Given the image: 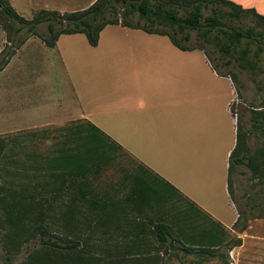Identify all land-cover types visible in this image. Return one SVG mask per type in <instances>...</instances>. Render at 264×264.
Here are the masks:
<instances>
[{
  "label": "crops",
  "instance_id": "obj_1",
  "mask_svg": "<svg viewBox=\"0 0 264 264\" xmlns=\"http://www.w3.org/2000/svg\"><path fill=\"white\" fill-rule=\"evenodd\" d=\"M96 1L33 0L22 8L19 0H10L26 19L42 10L83 11ZM230 1L264 15L260 0ZM16 61V74L0 84V100L5 99L0 116L11 131L88 121L235 233L240 215L229 191V168L237 144L238 122L231 110L236 90L204 52H184L168 37L108 26L96 47L84 35L61 36L55 48L31 37L0 76ZM46 90L57 94L61 118L37 120L49 106H29L28 95L40 97ZM20 117L33 122L22 123Z\"/></svg>",
  "mask_w": 264,
  "mask_h": 264
},
{
  "label": "trees",
  "instance_id": "obj_2",
  "mask_svg": "<svg viewBox=\"0 0 264 264\" xmlns=\"http://www.w3.org/2000/svg\"><path fill=\"white\" fill-rule=\"evenodd\" d=\"M0 18L5 20L4 29L10 42H14L24 30L29 34L28 38L18 41L12 49L9 48L0 54V72L31 37H38L47 47L55 48L61 36L84 35L89 45L96 47L101 32L108 26H122L150 35L168 37L176 48L184 52L202 51L216 73L221 77L230 78L235 85L238 78L234 72L230 69V73H226L222 68L232 66L235 61L242 68H245L246 62L254 63L248 59L253 45H258L260 52L264 53V15L254 8H244L230 0H97L83 11L62 14L42 10L32 19L19 15L10 0H0ZM248 18H251L254 25L245 27L243 23ZM236 21L239 22L238 26L235 25ZM42 24H47V31L43 34L39 32ZM232 113L234 114L233 110ZM237 122V144L230 156L229 168L231 195V175L236 166H247L252 179L264 184V143L254 150L248 144L255 129H264V112L257 109L251 113V130L243 129L240 117ZM60 133L54 145L56 152L44 159L52 177L59 181V186L51 190L44 187L38 190V183L24 185L10 193L8 202H12L11 205L3 200L1 203L6 207L7 216L15 214L23 217L38 212L39 217H42L46 215L45 208L56 210L49 206L46 195L59 200L58 212L65 219L72 221L79 235L75 240L67 242L66 246H61L52 236L45 237L48 230L41 229L42 248L46 252L45 257L41 258L42 262L45 260L43 264L54 262L56 252H91V248L98 242L94 241L92 235H88L87 229L81 231V226L86 227L88 224L89 214L99 224L115 223L119 220L118 213L109 210L108 201L93 193L92 182L88 178L100 175L105 165L113 159L108 153L109 148L122 149L121 146L88 121L62 128ZM19 143L17 137L0 138V160L6 156L8 149L10 154L6 157L10 165L14 166V171L18 167L14 157ZM40 165L41 163L36 161L33 171H39ZM132 182L133 189L128 201L134 202L140 212L144 211L146 202L154 197H161L169 204L174 202L173 197H178L188 202L200 217H205L211 223L210 228L195 230L192 225L198 216L189 211L185 212V223L171 222L165 217H160L157 223L153 222L154 226L149 235L168 256H172L174 250L179 249L189 255L216 257L223 247L231 246L222 238L221 232L228 233L222 224L214 221L173 185L156 176L145 166L142 165L140 172L132 175ZM238 211L240 217L234 227L240 223L242 216L241 211ZM104 218H107L106 222H103ZM127 229L130 230V227ZM140 231L144 232L145 229ZM127 239L128 237L125 238ZM98 245L101 246L99 243ZM237 246L241 244L233 245ZM136 249L138 240L129 239L127 245L118 248L117 258H111L108 264H138L136 257L131 260L124 258L131 254L134 256ZM37 255L39 252L36 251L33 257ZM78 257L81 262L91 263V260H85L82 255Z\"/></svg>",
  "mask_w": 264,
  "mask_h": 264
},
{
  "label": "rangeland",
  "instance_id": "obj_3",
  "mask_svg": "<svg viewBox=\"0 0 264 264\" xmlns=\"http://www.w3.org/2000/svg\"><path fill=\"white\" fill-rule=\"evenodd\" d=\"M19 1L22 8H29L28 6L33 0ZM260 1L264 4V0ZM4 25L5 20L0 18V54L5 50H9V48L12 49L18 41L29 37L27 31L24 30L14 42H10ZM235 25L238 26L239 22L236 21ZM252 25H254V22L251 18L245 19L243 26ZM46 31L47 24H42L39 27V32L43 34ZM250 50L248 59L254 63L249 64L246 62L245 68H242L235 61L232 66L222 68V71L226 73H230L229 70L231 69V72H234L238 78L236 85L228 78L234 89H238L231 108L234 117H240L242 127L245 130L252 129L250 118L254 110L258 109L264 112V53L260 52L258 45H253ZM17 64L18 61L9 69L7 75L0 76V84L3 81L5 83L8 76L11 78L16 74ZM17 81H19V78H15V82ZM220 84L223 87L226 86L224 82H220ZM3 86L4 84L0 86V89ZM28 98H31L29 106L32 109L34 106L40 108L49 106L45 107L48 108L47 113L39 115L37 120L61 118L62 114L58 111L56 105L57 94H52L49 90H46L43 96L37 97L34 94L28 95ZM1 108L3 110L0 111V115L5 111V99L0 100ZM19 121H22V123L24 121L25 124L33 122L30 117H20ZM83 122L85 120H75L43 127L24 126L11 131V126L5 124V118L0 116V138L17 137L20 142L17 144L14 157V160L18 162V167L15 168L16 171H14V166L10 165V161L6 157L10 154L8 149L5 153L6 156L0 160V264L45 263V260L44 262L41 260L46 255L41 243V229L48 230L45 237L52 236L61 246H66L67 242L78 238L79 234L76 232L72 221L65 219L58 212L59 200H54L51 195H46V198L49 201V206L54 207L56 210L51 211L45 208L46 215L42 217H39L38 212L23 217L15 214L11 217L7 216L5 215L6 207L2 206L1 203L3 200L4 203L11 205L12 202H8L11 197L10 193L13 189L19 190L24 185L38 183V190L41 187L46 190L58 187L59 181L52 177L51 170L45 165L44 159L56 152L54 145L61 135L60 130L62 128ZM263 143L264 129H255L250 140H248L249 147L254 150L261 147ZM108 153L113 159L105 165L100 175L89 176L88 179L92 182L93 193L108 201L109 210L118 213L119 220L110 223L106 222L107 218H104L103 222L106 223L99 224L89 214L88 224L86 227L81 226V231L84 232L87 229L88 235H92L95 238L94 241L101 244V246L96 243L91 248L90 253L85 252L84 254L82 251L74 254V252L58 250L64 253L56 252L54 262L51 264H83L84 262L78 260V255H82L85 260H91L90 264H108L111 258H117L118 248L127 245L129 239L138 240V249L134 251V256L131 254L124 258L131 260L136 257L139 260L138 264H264V184L252 179L251 171L247 166H236L231 175L232 197L242 213L240 223L234 228L235 233L228 232L226 234L221 232L223 240L231 246L223 247L216 257L189 255L179 249L174 250L172 256H168V254L162 252L157 242L149 235V231L154 226L153 222L157 223L160 217H165L171 222L180 221V223H185V212L188 211L198 216L192 225L195 230L210 228V221L203 216L200 217L188 202L180 200L178 197H173L175 198L174 202L170 204L165 203L161 197H154L146 202L143 207L144 211L140 212L135 203L128 201V198L133 189L132 175L140 172L142 164L123 149L111 147ZM36 161H39L41 165L38 167L39 171L34 172L33 165ZM114 206L116 209H114ZM105 216L107 217V215ZM128 226L130 230L127 229ZM141 229H145V233L141 232ZM126 237H128L127 240H125ZM237 244H241V246H238V248L233 247ZM36 251L39 252L40 256L33 257ZM124 258L120 257V259Z\"/></svg>",
  "mask_w": 264,
  "mask_h": 264
}]
</instances>
